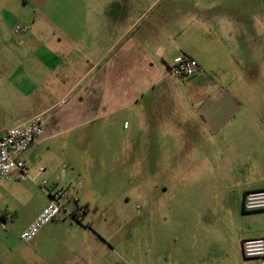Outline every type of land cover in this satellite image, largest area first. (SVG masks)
Wrapping results in <instances>:
<instances>
[{"label":"crops","instance_id":"crops-1","mask_svg":"<svg viewBox=\"0 0 264 264\" xmlns=\"http://www.w3.org/2000/svg\"><path fill=\"white\" fill-rule=\"evenodd\" d=\"M252 2L0 0V137L45 121L21 156L28 177L15 171L0 184V264H113L106 228L115 221L89 219L98 174L85 166L122 158L151 177L159 156L170 217L164 259L149 233L147 264H261L242 254V241L264 238V212L243 210L248 192L264 190V105L244 76L257 58ZM13 8L28 28L15 37ZM184 58L202 71L171 75ZM43 178L77 204L24 252L9 227L25 216L23 232L48 205L41 190L40 206L27 207L29 186Z\"/></svg>","mask_w":264,"mask_h":264},{"label":"rangeland","instance_id":"rangeland-1","mask_svg":"<svg viewBox=\"0 0 264 264\" xmlns=\"http://www.w3.org/2000/svg\"><path fill=\"white\" fill-rule=\"evenodd\" d=\"M252 6L254 14L252 19L254 27L253 52L257 58L254 60L255 65L247 68L244 76L245 81L247 80L248 85L253 89V93L256 92L261 96L257 98L258 104L264 105V61L262 63L259 61L264 59L262 56L264 53V0H253ZM13 11L15 12L13 17L15 27L21 16L17 13V9L13 8ZM14 27L13 36L15 37ZM260 50L262 53L258 54ZM228 68L231 70L229 72L231 75L232 69ZM235 74H239V70L238 73L235 71ZM254 99L256 100V97ZM127 132L129 133V131L122 133L124 137ZM159 148L164 150V147L157 146V149ZM159 157L161 161L158 162L157 170L151 174V177L147 176L146 167L139 175L133 167V162H127L122 158L116 163L110 161L103 163L92 159L85 166L88 173L93 168V171L98 174L97 177L89 178L97 186L96 190L88 192L89 201L93 204L89 209V219L94 222L97 217H102L103 220L115 221L114 223L110 222L106 228L107 233L113 236L115 246L113 244L111 246L115 247L118 255L113 259V264H147L146 257H144V252L147 251L144 248V242L148 240L149 233L153 237L151 250L154 258L162 259V261L164 259L163 240L166 220L170 217L168 205L170 198L166 196L165 188L168 187L169 178L163 170L164 159L163 156ZM111 173H114L115 176L110 177ZM44 179H36L35 183L33 182L28 188L27 207L30 210L40 206L42 202L43 193L41 190H44L40 183H43ZM45 182L49 184V181ZM26 220L25 216L17 217L9 227L12 239L14 237L21 245H24V252L27 251L26 247L31 244H26L20 239ZM18 246L20 245L18 244ZM32 262L31 264H37L35 259Z\"/></svg>","mask_w":264,"mask_h":264},{"label":"built area","instance_id":"built-area-1","mask_svg":"<svg viewBox=\"0 0 264 264\" xmlns=\"http://www.w3.org/2000/svg\"><path fill=\"white\" fill-rule=\"evenodd\" d=\"M27 26L16 25L14 32L26 33ZM202 71L199 63L191 58H184L170 67L169 72L174 77H190ZM44 115H37L26 123L7 131L0 137V184L8 179L13 172H20L27 178V169L21 156L39 139L44 130ZM49 198L48 205L41 214L24 230L20 239L31 243L40 231L50 222L60 220L63 212L67 211V204H77L76 199L66 189L51 187L44 181L41 184ZM243 210L246 213L264 212V190L248 192L244 197ZM68 212V211H67ZM83 214V209L77 206L75 217ZM5 228V225H2ZM244 259L259 260L264 264V238L246 239L242 241Z\"/></svg>","mask_w":264,"mask_h":264}]
</instances>
